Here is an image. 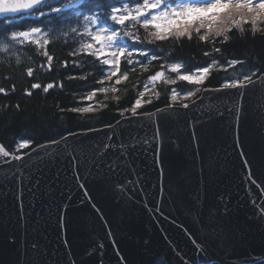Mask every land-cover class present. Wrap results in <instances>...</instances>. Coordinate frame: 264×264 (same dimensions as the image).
<instances>
[{
    "label": "water",
    "instance_id": "95a60500",
    "mask_svg": "<svg viewBox=\"0 0 264 264\" xmlns=\"http://www.w3.org/2000/svg\"><path fill=\"white\" fill-rule=\"evenodd\" d=\"M261 75L205 87L195 106L64 134L20 161L0 154V264H205L209 211L222 233L211 264L264 259Z\"/></svg>",
    "mask_w": 264,
    "mask_h": 264
},
{
    "label": "trees",
    "instance_id": "16d2710c",
    "mask_svg": "<svg viewBox=\"0 0 264 264\" xmlns=\"http://www.w3.org/2000/svg\"><path fill=\"white\" fill-rule=\"evenodd\" d=\"M114 2L115 0H95L94 5H87L85 0L81 1L85 3L86 8L101 5L100 11L104 13L108 12V5ZM47 3L55 4L50 1ZM65 16H72V19H53L51 24L44 18L38 20L37 13L32 12L11 19L0 17V89L5 90L0 92V144L10 152L24 153L35 145L55 140L64 134L113 123L121 116L131 113L125 110L132 107L146 83H150L149 90L143 99H151L152 102L143 104L137 110L139 113L169 104L173 88L180 91L194 90L196 85L179 81L176 73L167 69L173 62L181 63L184 71H191L217 61L207 81L199 86L201 89L221 85L230 77L229 73L243 72L249 75L255 73L253 77H256L264 72V24L258 25L260 31L255 35L252 34L250 25H244L243 32L233 29L228 33L227 42L220 37L214 43H202L194 36L192 40L185 37L181 40L172 39L147 44L146 47L150 50L154 49L159 59L149 62L143 57H133L134 60L139 59L147 64V70L137 64L135 71H130V66L126 61H122L119 75L127 72L128 79L115 85L114 77L111 81L104 80L101 84L98 81L103 78L105 66L100 60L82 54L69 55L70 52H78L82 44L91 40L90 36L71 31L69 22L78 24L82 16L79 17V22L72 12L66 10ZM32 26L50 30L48 45H43L42 38L37 39L39 46L31 40L20 43L18 40L9 39L14 29H27ZM144 34V29L140 28L139 35ZM128 43L132 42L129 40ZM5 44H7L6 51ZM140 46L135 45V47ZM215 48H220L221 51L215 52ZM45 51L53 57L51 62L44 55ZM206 51L210 55L205 56ZM232 60L239 63L228 67L229 61ZM65 61H67L66 67ZM49 63L52 66L51 71L48 68ZM29 68L33 69L32 76L27 74ZM157 71L164 72V78L175 80L176 83L166 84L164 78L154 83L149 82L148 77ZM33 83H39L41 88L32 89ZM49 83L53 84V88L45 93L43 88ZM102 87L108 91H97L91 100L86 99L94 89ZM113 87L117 88L116 92L111 90ZM26 90L32 92V95H26ZM157 92H159L158 98L155 95ZM188 101L190 100H184V102ZM90 104L93 110L89 112L70 110L84 108ZM22 139L31 141L29 148H17V142ZM255 264H264V259Z\"/></svg>",
    "mask_w": 264,
    "mask_h": 264
},
{
    "label": "snow or ice",
    "instance_id": "6c2138e0",
    "mask_svg": "<svg viewBox=\"0 0 264 264\" xmlns=\"http://www.w3.org/2000/svg\"><path fill=\"white\" fill-rule=\"evenodd\" d=\"M85 3L87 5H94L95 0H85ZM85 3H81L80 0H67L66 3L63 0H55V4H49L47 0H0V14L20 13L25 10H30L32 13H37L38 20L41 18L47 19L49 24L52 23L53 19L63 18L71 20L72 16H65L66 10L75 14L77 22H79V17L82 16L86 22L84 32L79 33L77 27H72L71 31L83 36H90L91 42L82 44L78 52H70L69 55L75 56L82 54L94 56L105 66L103 78L98 83L103 84L104 80L111 81L115 77V85H119L122 80L128 79L127 72L119 75L122 61H126L127 65L130 66L129 70L134 72L135 65L137 64L145 70L148 67L143 61L139 59L134 60V56L143 57L149 60V62L159 59L156 51L154 49H148L146 47L147 44L172 39L181 40L185 37L192 40L194 36L198 37L202 43H214L220 37H223L224 42H227L229 39L228 33H231L233 29L243 32V26L250 25L252 34L255 35L260 31L258 25L264 24V0H115L113 4L108 5L109 11L107 13L100 11L101 5L86 8ZM44 9H47V11ZM84 11H87L88 14L85 15ZM140 28L144 29L145 34L143 36L139 35ZM41 31V27L38 26H32L30 30H15L11 33L10 40H18L20 43H23L31 37H37ZM5 39L8 38L5 37ZM129 40L132 42L131 44L128 43ZM121 41L124 42L121 43ZM31 42L39 46V40L32 39ZM48 44L49 40L44 39L43 45L46 46ZM137 44L141 46L135 47ZM4 50H7V44H5ZM214 51L220 52L221 49L215 48ZM44 55L49 62L53 60V57L48 55L47 51L44 52ZM204 55L208 56L210 53L206 51ZM217 63V61H212V63L205 67L185 73L181 72L183 67L181 63H172L169 66V71L177 73V79L179 81H184L197 87L192 91L183 93L173 88L170 95V103L167 108L157 111H167L169 108H172L174 103L180 100H191L193 97H197V94L201 92L199 86L207 81L213 67ZM237 63L239 61H229L228 67H232ZM64 66H67V61L64 62ZM163 66L161 65V67ZM51 67V63H49L48 68L50 71ZM27 74L32 76L33 69H27ZM254 75L255 73L245 75L243 79L239 80L226 79L218 90L245 88L248 85H254ZM162 78H164V72L157 71L154 75L148 77V81L154 83ZM258 79L264 83V75H261ZM164 82L166 84L176 83L175 80L166 78H164ZM31 88L39 89L41 85L39 83H33ZM51 88H53V84L49 83L43 88V91L47 93ZM111 90L116 92L117 88L113 87ZM148 90V84L146 83L144 85V91H140L139 93V98L134 101L130 109L125 111H130L133 116L138 115L137 110L143 104L152 102L151 99H143ZM4 91V89H0V92ZM97 91L106 92L108 89L103 87L94 89L86 99L91 100ZM25 94L30 96L32 92L26 90ZM155 95L158 98L159 92L155 93ZM113 98L119 99V97ZM181 106L188 108L190 105L183 103ZM192 106H195V100H192ZM70 110L89 112L93 108L90 104L84 108H73ZM151 118L152 114H147V119L150 120ZM67 140V137H62L60 141H52L51 143L58 146L60 143L67 144ZM144 142L147 143V141ZM30 145L31 141L22 139L17 147L18 149H25L29 148ZM39 147L45 151L48 148V146ZM111 147L112 145L110 143L104 145L105 149ZM159 147L157 145V151H159ZM120 148L121 155H126L127 149L125 146L121 144ZM0 154L3 157H8L9 160L20 161L23 159L22 155L10 156L9 152L5 151L3 147H0ZM118 166V163H109L108 165L110 169ZM84 191L87 193V189ZM88 198L91 199V197ZM262 212H264V206H262ZM197 215L199 216L200 213H197ZM214 221L215 217L211 211L208 212L207 224L201 221L202 226L205 228V238L204 241L200 242V247L196 251L202 254L205 264H211V261L216 259L211 253V244L222 236ZM251 264H255V261H252Z\"/></svg>",
    "mask_w": 264,
    "mask_h": 264
},
{
    "label": "rangeland",
    "instance_id": "374dc122",
    "mask_svg": "<svg viewBox=\"0 0 264 264\" xmlns=\"http://www.w3.org/2000/svg\"><path fill=\"white\" fill-rule=\"evenodd\" d=\"M86 22L84 21V24H85ZM93 31H95V29H93ZM47 30L46 29H44V30H42L41 31V33L37 36V37H31V38H33V39H38V38H42V39H46L47 38ZM10 39V38H9ZM182 73H185L184 71H181ZM190 72H192V71H190ZM229 75H230V77H228L229 79H236V80H239V79H243V76H245V75H249L248 73H243V72H239V73H229ZM147 84H149V83H147ZM148 88H149V86H148ZM143 91H144V89H143ZM187 91H190V90H182V91H179V92H181V93H183V92H187ZM180 101H184V100H180ZM88 105H86V106H84V107H87ZM21 140H19L18 142H17V144H16V146H18V144H19V142H20ZM18 148V147H17Z\"/></svg>",
    "mask_w": 264,
    "mask_h": 264
}]
</instances>
